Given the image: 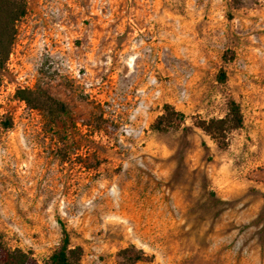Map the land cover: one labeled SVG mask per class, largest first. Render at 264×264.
<instances>
[{
    "label": "rangeland",
    "instance_id": "rangeland-1",
    "mask_svg": "<svg viewBox=\"0 0 264 264\" xmlns=\"http://www.w3.org/2000/svg\"><path fill=\"white\" fill-rule=\"evenodd\" d=\"M231 98L223 148L197 122ZM165 103L180 127L153 126ZM63 228L81 264H264V0H30L0 85V237L45 263Z\"/></svg>",
    "mask_w": 264,
    "mask_h": 264
},
{
    "label": "trees",
    "instance_id": "trees-1",
    "mask_svg": "<svg viewBox=\"0 0 264 264\" xmlns=\"http://www.w3.org/2000/svg\"><path fill=\"white\" fill-rule=\"evenodd\" d=\"M29 7L30 0H0V85L19 32V22L27 15ZM221 74L224 79L225 73ZM17 95L28 104L39 107L53 100L49 94L30 87L19 88ZM227 107L223 117L200 119L197 122V125L209 133L223 148L228 145L229 133L242 127L244 123L242 108L235 99H229ZM185 119L184 112L170 103H165L163 112L155 119L153 126L159 130H169L180 127ZM63 231L62 244L53 251L45 263H41L30 251L7 247L0 237V264H81L82 246H69V235L66 228H63ZM142 257L144 254L140 251L134 259L139 260Z\"/></svg>",
    "mask_w": 264,
    "mask_h": 264
}]
</instances>
